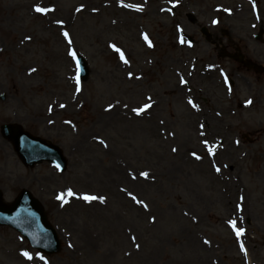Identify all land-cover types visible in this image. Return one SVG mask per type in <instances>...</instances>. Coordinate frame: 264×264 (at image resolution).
<instances>
[{"label":"rangeland","instance_id":"obj_1","mask_svg":"<svg viewBox=\"0 0 264 264\" xmlns=\"http://www.w3.org/2000/svg\"><path fill=\"white\" fill-rule=\"evenodd\" d=\"M119 1L0 0V126L67 160L26 167L0 135V201L30 190L61 242L0 226V264H264V72L236 55L260 61L264 0Z\"/></svg>","mask_w":264,"mask_h":264},{"label":"water","instance_id":"obj_2","mask_svg":"<svg viewBox=\"0 0 264 264\" xmlns=\"http://www.w3.org/2000/svg\"><path fill=\"white\" fill-rule=\"evenodd\" d=\"M79 73L87 75V68L81 57L78 58ZM2 131L6 135L15 133L11 138L15 149L25 164H33L42 160L56 163L60 169L65 168V161L60 151L54 146H46L41 141L22 132L11 125H3ZM0 224H8L24 234L34 246L47 252L58 250L59 243L54 231L46 221L45 215L38 202L23 190L11 206L0 204Z\"/></svg>","mask_w":264,"mask_h":264},{"label":"bare ground","instance_id":"obj_3","mask_svg":"<svg viewBox=\"0 0 264 264\" xmlns=\"http://www.w3.org/2000/svg\"><path fill=\"white\" fill-rule=\"evenodd\" d=\"M145 3H149V5L155 9H159L162 12H169L170 11V6L166 5L167 0H142ZM109 6L114 8V9H118L119 12H123V11H127V10H131V8H129L128 6H125L123 4L120 3L119 0H109ZM117 22H121L120 19H117ZM140 37H143V33H139Z\"/></svg>","mask_w":264,"mask_h":264},{"label":"snow or ice","instance_id":"obj_4","mask_svg":"<svg viewBox=\"0 0 264 264\" xmlns=\"http://www.w3.org/2000/svg\"><path fill=\"white\" fill-rule=\"evenodd\" d=\"M36 10H37L38 12H44V11H47V9L39 8V7H37ZM64 35L67 36L68 33L65 32ZM113 47H115V45H113ZM117 50H118V49H117ZM118 51H119V50H118ZM121 58L123 59V54H121ZM190 103H191V101H190ZM248 103H251V101H248ZM193 106H195V105H193ZM110 107H111V106H110ZM147 107H149V105H145V108H147ZM135 111L140 112V111H143V109H135ZM193 155H195V153H193ZM217 171H219V169H217ZM141 175H143V176H147L148 174H147V173H141ZM58 198H62V197H58ZM83 198H84L86 201L93 200V199H97V197L87 196V195H85ZM98 199H100L101 201H103V200H104V197L101 196V197H98ZM138 203H142V201H138ZM230 223H232L233 226L235 227V222H230ZM242 231H243L242 229H237V232H236L237 236H239V235L241 234ZM137 247H138V245H137ZM23 255H24L26 258L31 259V256L29 255V253L24 252ZM40 259H43V257H40Z\"/></svg>","mask_w":264,"mask_h":264},{"label":"flooded vegetation","instance_id":"obj_5","mask_svg":"<svg viewBox=\"0 0 264 264\" xmlns=\"http://www.w3.org/2000/svg\"><path fill=\"white\" fill-rule=\"evenodd\" d=\"M259 55H260V57H263V59H264V52L262 50H260ZM262 72H264V68H263Z\"/></svg>","mask_w":264,"mask_h":264}]
</instances>
